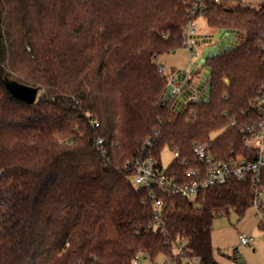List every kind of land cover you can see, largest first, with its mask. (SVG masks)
<instances>
[{
    "label": "trees",
    "instance_id": "trees-1",
    "mask_svg": "<svg viewBox=\"0 0 264 264\" xmlns=\"http://www.w3.org/2000/svg\"><path fill=\"white\" fill-rule=\"evenodd\" d=\"M195 1L0 0V264H134L139 253L148 264L160 254L220 264L213 221L243 216L253 183L232 178L192 201L136 186L126 166L145 153L161 162L168 146L179 155L167 171L188 180L201 164L198 141L217 158L256 157L245 128L264 83V0H203L192 14ZM200 15L213 31L237 30L238 45L207 60L209 102L162 106L169 76L158 58L183 46ZM6 78L39 87L37 99L16 97ZM261 177L264 185V166ZM153 195L163 200L164 231L147 228Z\"/></svg>",
    "mask_w": 264,
    "mask_h": 264
},
{
    "label": "built area",
    "instance_id": "built-area-1",
    "mask_svg": "<svg viewBox=\"0 0 264 264\" xmlns=\"http://www.w3.org/2000/svg\"><path fill=\"white\" fill-rule=\"evenodd\" d=\"M213 1H230L234 4L253 5L252 0ZM204 7L203 0L195 1L192 7V14ZM196 33L195 19H191L184 28L185 38L183 42V45L189 48L191 55L196 53ZM261 45L264 51V39ZM159 71L164 72L162 64L159 65ZM170 79L169 77V81ZM173 92L175 95H178L181 92L180 86L175 85ZM254 103L258 116L253 123L247 125L245 128V143L249 150L255 152V158L248 159L243 155L230 159L217 158L210 152L207 141H198L193 144L192 149L195 156L201 161V164L198 167H191L185 171V175L189 177L188 180H181L177 175H171L153 155L145 153L135 156L126 164L130 169L132 182L136 186L156 188L173 196L196 201L201 192L211 186L226 183L232 178L242 181L250 180L254 187L253 207L264 229V185L261 181L262 168L264 166V83ZM91 122L94 126H99L98 121L92 120ZM96 148L103 157L108 158L103 138L99 137L96 139ZM175 155H179L178 151H175ZM152 197L154 198L152 203L154 221L148 223L147 228H161V231H164L163 200L154 197V195ZM252 239V234H240V242L244 245H249ZM178 250L180 253H183V244H180ZM143 254L139 253L135 257L134 264H141ZM194 259L197 262L198 259L196 257Z\"/></svg>",
    "mask_w": 264,
    "mask_h": 264
},
{
    "label": "rangeland",
    "instance_id": "rangeland-1",
    "mask_svg": "<svg viewBox=\"0 0 264 264\" xmlns=\"http://www.w3.org/2000/svg\"><path fill=\"white\" fill-rule=\"evenodd\" d=\"M262 0H252L253 6H257ZM197 31L202 35H208L213 32L203 15L195 19ZM195 50L200 52L202 47L195 46ZM192 55L189 48L182 46L176 53H165L158 58V62L163 65L166 72H171V67L175 60L186 64L189 63ZM220 131L212 133L216 136ZM175 151L166 146L161 151V163L167 168L175 159ZM264 216V213H263ZM248 233L253 235L249 245L240 242V234ZM212 243L214 246V255L220 264H240L236 262L234 253L243 255L247 264H264V229L261 226V220L256 214L253 206H250L243 216H239L235 211L216 217L212 224ZM168 260L163 254L156 257V264H164ZM149 258H142V264H148ZM167 264H171L170 261ZM189 264H198L195 259L189 260Z\"/></svg>",
    "mask_w": 264,
    "mask_h": 264
},
{
    "label": "water",
    "instance_id": "water-1",
    "mask_svg": "<svg viewBox=\"0 0 264 264\" xmlns=\"http://www.w3.org/2000/svg\"><path fill=\"white\" fill-rule=\"evenodd\" d=\"M197 46L202 47L200 52L192 55V59L186 68L177 69L171 77L162 100V106H165L170 98L177 100V109L184 107L188 99H195L197 102H209L211 96L210 75L212 69L207 66L209 58L222 55L233 50L238 45V31L231 29H220L213 31L208 35H196ZM7 88L18 98L28 102H34L40 88L21 83L15 79L6 78ZM179 85L181 92L175 95L173 88ZM236 262L247 264L242 254L234 253Z\"/></svg>",
    "mask_w": 264,
    "mask_h": 264
},
{
    "label": "crops",
    "instance_id": "crops-1",
    "mask_svg": "<svg viewBox=\"0 0 264 264\" xmlns=\"http://www.w3.org/2000/svg\"><path fill=\"white\" fill-rule=\"evenodd\" d=\"M196 28H197V25H196ZM212 30H213V29H212ZM196 35H202V34L199 33V32L197 31ZM176 52H177V50H174V51H172V52H170V53H176ZM192 59H194V58L191 57L190 61H191ZM190 61H189V62H190ZM187 65H188V64H186V63H184V62L181 63V61H179V60L177 59V60L174 61V64H173L172 67H171V72H170V73L166 72L164 68H163V70H164V73H166V74L171 78V77L174 75V72H175L177 69L186 68ZM162 66H163V65H162Z\"/></svg>",
    "mask_w": 264,
    "mask_h": 264
}]
</instances>
